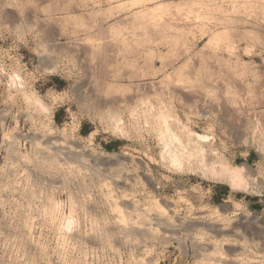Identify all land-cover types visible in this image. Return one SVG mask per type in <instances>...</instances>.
Wrapping results in <instances>:
<instances>
[{
	"label": "rangeland",
	"instance_id": "374dc122",
	"mask_svg": "<svg viewBox=\"0 0 264 264\" xmlns=\"http://www.w3.org/2000/svg\"><path fill=\"white\" fill-rule=\"evenodd\" d=\"M197 2L0 0L28 33L0 41V264H264V52ZM90 76L112 131L79 114Z\"/></svg>",
	"mask_w": 264,
	"mask_h": 264
},
{
	"label": "clouds",
	"instance_id": "9594fccd",
	"mask_svg": "<svg viewBox=\"0 0 264 264\" xmlns=\"http://www.w3.org/2000/svg\"><path fill=\"white\" fill-rule=\"evenodd\" d=\"M77 3L78 0H67L69 5H76ZM89 3L99 6L98 0H89ZM185 7L199 8L201 11L210 14L219 13L215 26L227 28L232 33H242L240 42L259 46L264 52V0H199V2L185 5ZM27 34L20 33L18 30L0 28V41L11 40V49H16L23 45L24 36ZM250 37H255V39H250ZM2 55L6 56L7 53H2ZM58 67H53L48 75H56ZM90 81L91 76L76 85L77 95L80 97L81 103L85 97H88L85 111L79 114L90 120L98 121L101 125V131H112L114 126L109 122L106 115L96 110L98 104L105 105L110 101H106L103 94L90 87ZM59 99L67 100V97L62 96ZM120 123L122 124L123 121ZM248 139L253 143L264 141V125L257 124L250 128ZM244 143L247 144V141Z\"/></svg>",
	"mask_w": 264,
	"mask_h": 264
},
{
	"label": "bare ground",
	"instance_id": "6f19581e",
	"mask_svg": "<svg viewBox=\"0 0 264 264\" xmlns=\"http://www.w3.org/2000/svg\"><path fill=\"white\" fill-rule=\"evenodd\" d=\"M136 15H138V14H136ZM189 133H190V132H189ZM191 135H193V134H191ZM197 135H198V134H197ZM200 137H201V136H200ZM200 137H199V138H200ZM168 141H169V140H168ZM185 141H186V140H185ZM50 143H51V142H50ZM58 143H59V144H55V143H51V144L54 145L55 149L57 150V153L59 152V153L64 154V155L66 154V157H67V155H68L70 152H72V151L69 150V147H68V146H67V147H68V148H67V147L64 146L63 144H60L61 142H58ZM181 143H182V142H181ZM51 144H50V145H51ZM182 144H183V143H182ZM182 144H180V145H182ZM188 144H189V142H188ZM188 144H187V145H188ZM194 144H195V143H194ZM196 144H197V143H196ZM166 145H169V143L166 144ZM170 145H171V143H170ZM184 145H185V144H183V146H184ZM185 146H186V145H185ZM185 146H184V147H185ZM181 147H182V146H181ZM45 148H47V147H45ZM48 149H49V148H48ZM55 149H53V150H55ZM170 149H171V148H170ZM175 149H176V148H175ZM42 150H44V152H46L45 149H42ZM42 150H41L40 153L43 152ZM49 151H52V146H51V150H49ZM77 151H79V150H77ZM187 151H188V150H187ZM192 151H193V150H192ZM192 151H191V153H192ZM53 152H54V151H53ZM83 152H85V151H83ZM184 152H185V151H184ZM49 153H50V152H49ZM51 153H52V152H51ZM67 153H68V154H67ZM75 153H76V151H75ZM77 153H79V155L81 154L80 152H77ZM77 153H76V155H77ZM195 153H196V151H195ZM42 154H43V153H42ZM44 154H47V153H44ZM54 154H56V153L54 152ZM170 154H171V153H170ZM182 154H183V152H182ZM189 154H190V153H189ZM47 155H48V154H47ZM58 155H59V154H58ZM76 155H72V157L74 158V157H76ZM79 155H77V157H78ZM82 155H83V153H82ZM45 156H46V155H45ZM45 156L43 155V157H45ZM49 156H50V154H49ZM59 156H60V155H59ZM167 156H168V155H167ZM68 157H69V156H68ZM70 157H71V156H70ZM103 157H104V156H100V155H99V156H96L95 159H96V160H101ZM107 157H108V156H107ZM49 158H51V157H49ZM55 158H56V156H55ZM58 158H60V157H58ZM80 158H81V155H80ZM111 158H112V157H111ZM174 158L177 159V152H174ZM52 159H53V158H52ZM75 159H76V158H75ZM77 159H78V158H77ZM103 159H104V158H103ZM103 159H102V161H103ZM178 159H179V158H178ZM108 160H109V158L106 159V161H108ZM110 160H111V159H110ZM81 161H82V160H81ZM40 162H41V161H40ZM42 162H43V161H42ZM42 162H41V163H42ZM82 162H83V161H82ZM175 162H176V161H175ZM43 164H44V162H43ZM43 164H41V165H43ZM38 166H39V165H38ZM45 166H46V164H45ZM45 166H42V168L45 167ZM222 166H223V165H222ZM59 168H61V167L59 166ZM60 171H61V169H60ZM237 173H238V172H237ZM240 174H241V173H240ZM240 174H238V175L235 174V176H233V178H237L238 176L241 177ZM224 175H225V174H224ZM233 175H234V174H233ZM230 176H231V175H230ZM218 178H219V177H218ZM238 179H239V177H238ZM240 179H241V178H240ZM236 183H237V182H236ZM34 197H35V196H34ZM36 198H37V196H36ZM84 200H85V199H84ZM54 206H55V205H54ZM116 206H117V205H116ZM31 207H33V206H30V208H31ZM132 207H134V206H132ZM55 208H57V207H55ZM129 208H130V207H129ZM134 208H135V207H134ZM137 208H140V207H137ZM137 208H136V209H137ZM147 208H148V207H146V209H147ZM32 209H33V208H32ZM40 209H41V208H40ZM50 209H51V208L49 207L48 210H50ZM52 209H54V207H53ZM52 209H51V210H52ZM130 209H131V208H130ZM136 209H135L134 211H137V210H138V209H137V210H136ZM150 209H151V208H150ZM150 209H149V210H150ZM28 210L30 211V209H28ZM28 210H27V211H28ZM34 210H38V209L35 208ZM34 210H32V213H33ZM51 210H50V211H51ZM131 210H132V209H131ZM144 210H145V208H144ZM149 210H148V211H149ZM158 210H159V209H158ZM24 211H25V210H24ZM27 211H26V213H28ZM117 211H118V210H117ZM148 211H146V212L148 213ZM155 211H157V210H155ZM35 212H36V211H35ZM39 212H40V211H39ZM48 212H49V211H48ZM131 212H132V211H130V213H131ZM138 212H139V211H138ZM138 212H136V213H138ZM141 212H142V214H143L142 216L145 217L144 212H143V211H141ZM141 212H140V213H141ZM151 212H153V210H152ZM174 212H175V211H174ZM32 213H31V215H32ZM56 213H57V212L55 211V214H56ZM160 213H161V211L158 212V216H159V215L162 216V215H165V214H166L165 212H164V214H160ZM28 214H30V213H28ZM37 214H38V211H37ZM43 214H44V213H43ZM47 214H48V213H47ZM58 214H59V213H58ZM132 214H133V213H131V215H130L131 217H132ZM150 214H151V213H150ZM20 215H21L22 217H24L23 214H22L21 212H20ZM38 215H39V214H38ZM38 215H37V216H38ZM44 215H45V214H44ZM53 215H54V213H53ZM53 215H51V217H52ZM115 215L117 216V214H115ZM124 215H125V213H124ZM133 215H134V214H133ZM176 215H178V214H176ZM21 216H20V217H21ZM26 216H27V214H26ZM56 216H57V215H56ZM56 216H55V217H56ZM119 216H120V215H119ZM137 216H141V215L138 214ZM160 216H159V217H160ZM27 217H28V216H27ZM27 217H26V218H27ZM34 217H36V215H35ZM38 217H39V216H38ZM55 217H54V218H55ZM58 217H59V216H58ZM114 217H115V216H114ZM121 217H122V215H121ZM123 217H124V216H123ZM156 217H157V216H156ZM156 217H155V218H156ZM164 217H165V216H164ZM179 217H180V216H179ZM15 218H17V217H15ZM40 218H41V217H40ZM44 218H45V217H44ZM49 218H50V217H49ZM61 218H62V217H61ZM125 218H126V217H125ZM135 218H136V217H135ZM138 218H139V217H138ZM140 218H141V217H140ZM147 218H148V217H147ZM149 218H150V217H149ZM149 218H148V219H149ZM180 218H181V217H180ZM19 219H20V218H19ZM22 219H23V218H22ZM158 219H159V218H158ZM161 219H162V218H161ZM169 219H170V218H169ZM178 219H179V218H178ZM183 219H184V218H183ZM29 220H30V219H29ZM29 220H28V221H29ZM31 220H32V216H31ZM31 220H30V221H31ZM33 220H34V219H33ZM45 220H49V219H45ZM57 220H58V218H57ZM89 220H90V219H89ZM116 220H118V219H116ZM116 220H115V221H116ZM121 220H123V219H121ZM128 220H130V217H129ZM133 220H134V219H133ZM138 220H140V219H138ZM138 220L136 219V221H138ZM144 220H145V219H144ZM146 220H147V219H146ZM149 220H150V219H149ZM152 220H153V219H152ZM152 220H151V221H152ZM164 220H166V219H164ZM185 220H186V219H185ZM17 221H19V220L17 219ZM23 221H24V220H23ZM40 221H41V220H40ZM49 221H51V219H50ZM62 221H63V219H62ZM91 221H92V220H91ZM91 221H90V222H91ZM136 221H135V222H136ZM141 221H142V220H141ZM161 221L164 222L163 220H161ZM181 221H182V219H181ZM181 221H180V223H181ZM191 221H192V220H191ZM20 222H21V220H20ZM33 222H34V221H33ZM42 222H43V221H42ZM44 222H46V221H44ZM47 222H48V221H47ZM121 222L123 223V221H121ZM131 222H132V220H131ZM146 222H147V221H146ZM146 222H145V223H146ZM148 222H150V221H148ZM152 222H153V223L156 222V224H157V222L160 223V220H158V221H154V220H153ZM185 222H186V221H185ZM25 223H26V221H25ZM30 223H31V222H30ZM50 223H52V221H51ZM59 223H60V222H59ZM70 223H71V222H70ZM115 223H117V221H116ZM119 223H120V222H119ZM133 223H134V222H133ZM136 223H137V222H136ZM159 223H158V225H160ZM164 223H166V222H164ZM188 223H189V222H188ZM188 223H186V224L188 225ZM192 223H193V222H192ZM44 224H45V223H44ZM44 224H43V225H44ZM47 224H48V223H47ZM53 224H54V223H53ZM55 224H56V223H55ZM95 224H96V223H95ZM95 224H94V226H95ZM127 224H128V222H127ZM140 224H141V223H140ZM140 224H138V225H140ZM143 224H144V222H143ZM156 224H155V225H156ZM178 224H179V223H176L175 226L178 225ZM181 224H183V223H181ZM2 225H3V224H2ZM5 225H6V223H5ZM18 225H19V224H18ZM30 225H31V224H30ZM34 225H35V224H34ZM48 225H49V224H48ZM65 225H66V224H65ZM115 225H116V224H115ZM131 225H132V224H131ZM138 225H137V226H138ZM144 225H145V224H144ZM150 225H152L151 222H150L149 226H150ZM166 225H167V224H165V227H166ZM168 225H169V226L171 225L170 222H169ZM173 225H174V224H173ZM187 225H185V226L187 227ZM190 225H191V223L189 224V227L192 226V225H191V226H190ZM193 225H194V224H193ZM21 226H22V225H21ZM28 226H29V225H28ZM45 226H46V225H45ZM50 226H52V224H51ZM59 226H60V225H59ZM59 226H58V227H59ZM98 226H99V225H98ZM119 226L121 227V232H122L124 229H127V230L130 229L129 224H128V225H126V224H120ZM119 226H118V227H119ZM147 226H148V224H146V227H147ZM160 226H161V225H160ZM0 227H1V226H0ZM4 227H5V226H4ZM22 227H23V226H22ZM54 227H55V226H54ZM54 227H53V228H54ZM95 227H96V226H95ZM99 227H100V226H99ZM99 227H98V229H99ZM146 227H144V226L142 227V226L140 225V227L138 226V229H140V230H144V231L146 230V231H147V228H146ZM171 227H172L171 229L174 228L172 225H171ZM178 227H179V226H178ZM8 228H9V227H8ZM24 228H25V227H24ZM93 228H94V227H93ZM100 228H101V227H100ZM151 228H152V226H151ZM151 228H150V229H151ZM176 228H177V227H176ZM187 228H188V227H187ZM195 228H196V227H195ZM57 229H58V228H57ZM60 229H62V227H61ZM103 229H104V228H103ZM112 229H113V228H111V230H112ZM116 229H117V228H116ZM122 229H123V230H122ZM138 229H136V230H138ZM152 229H153V228H152ZM183 229H184V227H183ZM23 230H24V229H23ZM25 230H26V229H25ZM27 230H28V229H27ZM29 230H30V229H29ZM32 230H33V229H32ZM62 230H63V232L65 231L64 228H63ZM93 230H94V229H93ZM95 230H97V228H96ZM133 230H134V229H133ZM174 230H175V229H174ZM58 231H61V230H58ZM107 231H108V230H107ZM124 231H125V230H124ZM129 231L131 232V230H129ZM146 231H145L144 233H146ZM148 231H149V230H148ZM148 231H147V232H148ZM153 231H154V230H153ZM178 231H179V230H178ZM178 231H176V232H178ZM23 232H24V231H23ZM25 232H26V231H25ZM25 232L23 233V235H25ZM27 232H28V231H27ZM63 232H62V233H63ZM78 232H79V231H78ZM96 232H97V231H96ZM109 232H110V231H109ZM112 232H114V230H112ZM130 232H129V233H130ZM135 232H136V231H135ZM138 232H139V231H138ZM142 232H143V231H142ZM149 232H150V231H149ZM169 232H170V231H169ZM174 232H175V231H174ZM60 233H61V232H60ZM66 233H67V232H66ZM76 233H77V232H76ZM106 233H108V232H106ZM106 233H105V236H107ZM132 233H133V232H132ZM150 233H152V232H150ZM150 233H149V234H150ZM170 233H172V232H170ZM92 234H93V233H92ZM94 234H96V233H94ZM99 234H100V233H99ZM102 234H103V233H102ZM112 234H113V233H112ZM115 234H116V233H115ZM138 234H139V233H137V235H138ZM142 234H143V233H142ZM142 234H140V235H142ZM27 235H28V234H27ZM27 235H26V236H27ZM60 235H61V234H60ZM78 235H79V234H78ZM81 235H83V234H81ZM84 235H85V234H84ZM88 235H89V234H88ZM96 235H97V234H96ZM96 235H95V236H96ZM103 235H104V234H103ZM118 235H119V234H118ZM118 235H117V236H118ZM125 235H126V234H125ZM145 235H146V234H145ZM156 235H157V234H156ZM173 235H174V234H173ZM70 236H71V235H70ZM90 236H91V234H90ZM98 236H99V235H98ZM120 236H121V235H120ZM122 236H123V235H122ZM127 236H129V234H127ZM127 236H126V237H127ZM146 236H147V235H146ZM165 236H166V235H164V237H165ZM171 236H172V235H171ZM30 237H31V236H30ZM61 237H62V236H61ZM67 237H68V236H67ZM84 237H85V236H84ZM123 237H124V236H123ZM126 237H125V239H126ZM129 237H130V236H129ZM129 237H128V238H129ZM143 237H144V236H143ZM154 237H155V236H154ZM154 237H153V238H154ZM161 237H163V236H161ZM164 237H163V239H164ZM166 237H167V236H166ZM166 237H165V239H166ZM169 237H170V236H169ZM169 237H168V238H169ZM194 237H195V236H194ZM20 238H21V237H20ZM23 238H24V236H23ZM23 238H22V239H23ZM27 238H29V235H28ZM59 238H60V237H59ZM80 238H81V237H80ZM87 238H88V236H87ZM87 238H86V239H87ZM96 238H97V237H96ZM96 238H95V239H96ZM101 238H103V237H101ZM107 238H108V236L106 237V241H109V240H107ZM146 238H148V237H146ZM149 238H150V237H149ZM159 238H160V237H159ZM159 238H158V239H159ZM192 238H193V237H192ZM30 239H33V237L30 238ZM84 239H85V238H84ZM140 239H141V238H140ZM142 239H143V238H142ZM151 239H152V236H151ZM165 239H164V240H165ZM193 239H195V238H193ZM197 239H198V238H196V240H197ZM20 240H21V239H20ZM63 240H64V239H63ZM123 240H124V239H123ZM127 240H128V239H127ZM127 240H125V242H127ZM131 240H132V236H131V238H130V241H131ZM136 240H137V239H136ZM136 240H134V242H135ZM138 240H139V239H138ZM149 240H150V239H149ZM160 240H161V239H160ZM25 241L27 242L28 239H27V240L25 239ZM29 241H30V240H29ZM29 241H28V242H29ZM59 241H60V240H59ZM66 241H67V240H66ZM76 241H77V240H76ZM78 241H79V240H78ZM88 241H89V240H88ZM101 241H102V240H101ZM101 241H100V242H101ZM103 241H104V240H103ZM132 241H133V240H132ZM132 241H131V243H132ZM16 242H17V241H16ZM20 242H21V241H20ZM22 242H23V241H22ZM61 242H62V241H61ZM61 242H60V243H61ZM80 242H81V241H80ZM91 242H93V241L91 240ZM125 242H124V243H125ZM202 242H204V241H202ZM65 243H66V242H65ZM72 243H73V241H72ZM97 243H98V242H97ZM102 243H103V242H102ZM106 243H107V242H106ZM109 243H110V242H109ZM135 243H136V242H135ZM141 243H143L142 240H141ZM150 243H152V242H150ZM197 243H198V242H197ZM208 243H209V242H208ZM24 244H25V243H24ZM29 244H30V243H29ZM34 244H35V243H34ZM103 244H105V243H103ZM133 244H134V243H133ZM198 244L200 245L201 243H198ZM203 244H204L203 247H201L202 245H201L200 247L204 249V246H207V245H205V243H203ZM206 244H207V242H206ZM211 244H212V243H211ZM31 245H32V242H31ZM40 245H41V243H40ZM61 245H62V244H61ZM71 245H72V244H71ZM105 245H106V244H105ZM129 245H130V242H129ZM144 245H145V244H144ZM199 245H198V246H199ZM209 245H210V244H209ZM213 245H214V244H213ZM146 246H148V245H146ZM36 247H37V245H36ZM59 247H61V246H59ZM59 247H58V248H59ZM72 247H73V246H72ZM207 247H208V246H207ZM210 247H211V246H210ZM62 248H63V247H62ZM205 248H206V247H205ZM211 249H212V248H211ZM211 249H210V248H207V250H211ZM213 249H214V248H213ZM59 250H60V248H59ZM63 250H65V248H64ZM63 250H62V251H63ZM85 250H86V249H85ZM56 251H57V250H56ZM211 251H212V250H211ZM215 251H216V250H215ZM64 252H65V251H63V253H64ZM66 252H67V251H66ZM212 252H213V251H212ZM67 253H68V252H67ZM57 254H58V253H57ZM88 254H89V253H88ZM210 254H211V253H210ZM213 254H214V253H213ZM65 255H66V254H65ZM89 255H90V254H89ZM211 255H212V254H211ZM61 256H63V255H62V252H61ZM69 256H70V255H69ZM209 256H210V255H209ZM58 257H59V256H58ZM63 257H64V256H63ZM61 258H62V257H61ZM211 258H213V255H212ZM58 259H59V258H58ZM146 259H147V258H146ZM213 259H214V258H213ZM139 260H140V259H139ZM210 260H211V259H210ZM140 261H141V260H140ZM140 261H139V262H140ZM144 261H145V260H144ZM205 261L207 262V259H206ZM211 261H212V260H211ZM216 261H217V260H216ZM218 261H219V260H218ZM59 262H60V260H59ZM62 262H63V259H62ZM142 262H143V261H142ZM145 262H146V261H145ZM206 262H205V263H206ZM220 262H222V260H221ZM64 263H65V262H64ZM64 263H63V264H64ZM135 263H136V262H135ZM213 263H214V262H213ZM65 264H66V263H65ZM133 264H134V262H133ZM141 264H142V263H141ZM203 264H204V263H203ZM206 264H208V263H206ZM209 264H210V263H209ZM216 264H217V263H216ZM239 264H241V263H239Z\"/></svg>",
	"mask_w": 264,
	"mask_h": 264
}]
</instances>
